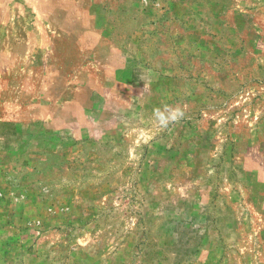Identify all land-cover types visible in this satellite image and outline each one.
Here are the masks:
<instances>
[{
    "label": "rangeland",
    "instance_id": "obj_1",
    "mask_svg": "<svg viewBox=\"0 0 264 264\" xmlns=\"http://www.w3.org/2000/svg\"><path fill=\"white\" fill-rule=\"evenodd\" d=\"M81 3L0 0V264H264V0Z\"/></svg>",
    "mask_w": 264,
    "mask_h": 264
},
{
    "label": "crops",
    "instance_id": "obj_2",
    "mask_svg": "<svg viewBox=\"0 0 264 264\" xmlns=\"http://www.w3.org/2000/svg\"><path fill=\"white\" fill-rule=\"evenodd\" d=\"M80 2L81 0H78V4H77V7L79 11L82 10V3L80 5ZM88 10H91V11H94V28L98 31H100V37H102V28L104 27V21H103V13H102V8L98 5V3H92L90 8ZM81 16V21H82V13L79 15V17ZM70 17V16H69ZM57 25V24H56ZM82 25V23H81ZM143 36V38H145V35H141ZM135 41V36L131 39V42H134ZM239 145L241 146V141H242V138L239 136ZM243 148V147H242ZM252 151H254L253 149H250ZM258 153L260 155V152L261 154H264L262 153V150L260 149L259 150H255V153ZM248 155H253V153H249L247 151V149H245L244 151H241L240 154L238 155V157H240V162H239V169L240 171H249V172H253L251 176V181H253L255 184H254V187H258L259 185H261L262 183V176L259 175L258 172H260V170H264V158H263V163L261 162V160L259 159H255L254 162H251L248 160ZM244 157V158H242Z\"/></svg>",
    "mask_w": 264,
    "mask_h": 264
},
{
    "label": "clouds",
    "instance_id": "obj_3",
    "mask_svg": "<svg viewBox=\"0 0 264 264\" xmlns=\"http://www.w3.org/2000/svg\"><path fill=\"white\" fill-rule=\"evenodd\" d=\"M183 116L184 112L179 107L173 108L165 105L153 111V119L161 129L167 128L170 124L183 118Z\"/></svg>",
    "mask_w": 264,
    "mask_h": 264
}]
</instances>
